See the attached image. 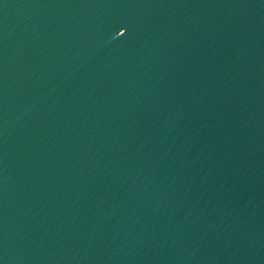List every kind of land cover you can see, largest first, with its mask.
Returning <instances> with one entry per match:
<instances>
[{"label": "water", "instance_id": "water-1", "mask_svg": "<svg viewBox=\"0 0 264 264\" xmlns=\"http://www.w3.org/2000/svg\"><path fill=\"white\" fill-rule=\"evenodd\" d=\"M0 264H264V0H0Z\"/></svg>", "mask_w": 264, "mask_h": 264}]
</instances>
